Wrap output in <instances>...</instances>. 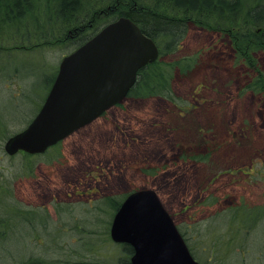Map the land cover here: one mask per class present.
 Here are the masks:
<instances>
[{
    "label": "rangeland",
    "instance_id": "rangeland-1",
    "mask_svg": "<svg viewBox=\"0 0 264 264\" xmlns=\"http://www.w3.org/2000/svg\"><path fill=\"white\" fill-rule=\"evenodd\" d=\"M33 44L40 45L35 39L5 45ZM180 47L169 59L191 57L196 64L188 73L176 72L173 82L180 104L189 110L162 98H126L65 138L58 149L32 159L8 155L4 144L40 109L57 64L70 50L54 44L0 54V181L9 178L5 184L16 199L49 214L39 215L46 227L35 217L28 234L35 256L63 264L86 255L104 260L102 252L84 249L114 254L115 247L103 241L101 219L109 216L102 201L151 188L200 263L264 264V218L249 230L241 211L234 223L228 218L235 207H264V90L247 88L264 77V49L252 54L258 68L253 73L221 29L193 25ZM85 229L96 231L95 242L86 234L82 239ZM53 234L57 242L50 244ZM20 239L11 237L8 249L19 251Z\"/></svg>",
    "mask_w": 264,
    "mask_h": 264
},
{
    "label": "trees",
    "instance_id": "trees-1",
    "mask_svg": "<svg viewBox=\"0 0 264 264\" xmlns=\"http://www.w3.org/2000/svg\"><path fill=\"white\" fill-rule=\"evenodd\" d=\"M121 16L137 23L142 31L157 43L160 53L158 60L138 72L136 83L127 98H162L175 105L180 111L189 110V107L180 104L173 82L176 72L188 73L196 65L195 60L191 57L175 59L169 57L179 52L182 41L193 25L221 29L229 35L237 56L242 59L249 71L253 73L258 71L252 54L264 49V0H0V54L16 50H35L39 46L48 48L54 44L63 45L72 52L106 24ZM10 31L14 32L10 33ZM6 33L7 37H5ZM30 39H35L40 45L33 44L28 48L23 45L18 49H9L10 47L5 45L11 40L21 43ZM58 69L57 64L50 88ZM256 79L255 83H250L247 88L254 91L264 90V77L258 76ZM32 119L33 117L27 124ZM1 127L3 124L0 122V130ZM58 146L59 143L49 148L47 152L58 149ZM19 154H23L27 159H32L34 156L24 152ZM12 173L9 172L10 175ZM21 175L22 172L13 174L12 179L15 180ZM2 176L8 177L5 174ZM8 179L0 181V205L4 201L0 207L3 209L0 210L2 212V214L0 212V264H63L64 260L43 259L29 250L31 239L28 234H31V227L35 226V217L40 214L49 216V214L43 212L45 209L43 207L32 209L31 206H26L16 199L12 190L7 189L5 183L9 184ZM5 193L7 195L4 197ZM125 197H105L102 201L106 206L105 215L109 216L107 221L101 219L106 228L103 241L115 247L114 254L106 256L105 252L86 246L85 250L94 251L99 256L102 252V256H105L104 260L98 261L93 256L86 255L84 259L76 258V262L69 264H131L133 247L113 242L109 233L114 214ZM240 211L247 230L258 218H264V207L252 209L239 206L229 211L228 218L231 215V224L237 220ZM44 219V216H39L38 224L46 227L48 225L46 222L42 224ZM12 231L17 232L12 234ZM180 232L192 254L199 261L184 233L181 230ZM83 233L82 239L86 234L87 238L95 242L96 231L85 229ZM54 236V234L50 236L52 237L50 244L57 242ZM11 237L23 238L18 240L17 252L7 247ZM92 242L85 244L90 245ZM50 244L47 242L45 246L48 247ZM8 256H13L14 263L6 261L9 260ZM14 256L19 258L16 259ZM114 257H116L115 262Z\"/></svg>",
    "mask_w": 264,
    "mask_h": 264
},
{
    "label": "water",
    "instance_id": "water-1",
    "mask_svg": "<svg viewBox=\"0 0 264 264\" xmlns=\"http://www.w3.org/2000/svg\"><path fill=\"white\" fill-rule=\"evenodd\" d=\"M157 43L132 19L106 24L65 55L37 114L4 144L10 156L44 154L124 101L138 72L159 58ZM113 242L133 247L131 264H200L158 193H129L114 214Z\"/></svg>",
    "mask_w": 264,
    "mask_h": 264
}]
</instances>
